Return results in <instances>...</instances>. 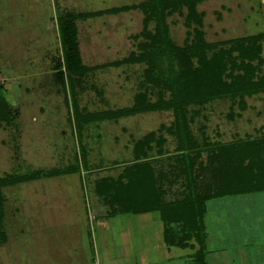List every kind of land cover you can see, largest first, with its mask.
<instances>
[{"label": "rangeland", "instance_id": "1", "mask_svg": "<svg viewBox=\"0 0 264 264\" xmlns=\"http://www.w3.org/2000/svg\"><path fill=\"white\" fill-rule=\"evenodd\" d=\"M143 1L150 0H0V95L12 111L7 121H0V177L44 173L0 188L7 234L0 245V264H108L113 258L124 264L123 258L168 255L169 248L160 239L165 223L157 212L142 217L126 214V224L119 226L124 230L116 237L112 229L102 231L97 223L103 217L97 216L108 207L94 192V182L121 172L133 162L136 142L155 132L166 140L164 157L160 158L159 146L153 143L149 158L157 160L154 165L164 173L166 201L183 198L187 193L183 179L173 180L184 167L178 163L181 153L175 151L176 139L167 129L174 120L173 109L81 121L87 112L131 107L138 93L157 91L145 80V63L109 64L139 52V43L145 40L138 34L143 29L144 10L104 12L76 20L81 61L90 69L72 76L75 96L61 76L63 72L64 78H70L59 41L60 13L107 10ZM196 9L201 25H187V5L167 11L165 22L173 42L181 46L191 42L196 29L203 31L205 41L216 45L207 49L208 57L221 47L230 48L233 39L264 33V0H202ZM155 26L153 19L149 29ZM261 44L264 60V39ZM199 59L200 51L192 56L194 66ZM162 64L167 66L168 61ZM261 70L264 74V62ZM73 98L80 112L74 111ZM246 99L245 110L227 98L187 106L189 113L195 112L191 129L198 143L230 142L264 132V91ZM70 168L77 171L53 173ZM245 198H254L251 206L263 220L264 194ZM218 202H226L225 210L232 205V216L238 213L229 199ZM251 206L235 207L246 211ZM229 227L237 228L234 223ZM262 229L258 241L264 239ZM228 241L234 250L237 242L233 237ZM171 250L180 255L190 248ZM230 255L234 258L233 251Z\"/></svg>", "mask_w": 264, "mask_h": 264}, {"label": "trees", "instance_id": "2", "mask_svg": "<svg viewBox=\"0 0 264 264\" xmlns=\"http://www.w3.org/2000/svg\"><path fill=\"white\" fill-rule=\"evenodd\" d=\"M57 1V0H56ZM202 0H150L140 4L113 7L83 13H60L58 19L63 63L70 72L68 81L70 91H74L73 77L84 74L89 67L84 66L78 48L76 20L95 17L104 12L119 13L125 10L141 8L144 10L143 29L139 37L145 40L139 43V52L132 51L128 56L110 65L123 62H143L147 65L144 77L157 91L138 93L136 103L131 107L104 112H87L81 121L104 118H119L140 112L173 109L174 120L167 127L176 139V152H180L178 163L183 170L173 178L182 179L187 193L183 198L166 201L165 176L154 165L149 152L154 150L153 143L159 146L158 154L164 157L162 147L166 140L156 137L155 132L146 134L138 140L134 148V160L117 175L102 176L94 182V192L107 206V215L143 214L157 212L165 223L164 240L168 245L193 247L194 264H208V245L206 231V213L209 202L217 198L232 195L249 194L264 190V132L247 134L230 142L206 141L204 146L198 143L192 132L195 112L189 113L187 106H202L213 100L230 99L241 110L248 106L246 97L264 91V74L261 56L264 33L239 37L230 41V48L221 47L211 57L207 49L216 47L205 41L204 33L196 29V35L184 46L175 44L165 20L167 11L187 5L189 14L187 25L202 24L196 4ZM156 21L155 29H149L151 20ZM199 65L194 66L193 54L199 53ZM235 53V54H234ZM168 61V65L161 62ZM175 64L177 66H175ZM180 69V70H179ZM73 76V77H72ZM67 86V85H66ZM170 92V96H167ZM150 94V95H149ZM74 96V94H73ZM74 111H79L73 98ZM11 108L4 95H0V121L11 115ZM193 117V118H192ZM233 118V114L230 113ZM79 121V124H81ZM76 168L55 171V174L76 172ZM43 172L30 174H9L0 177V188L24 180L35 179ZM173 182V181H172ZM0 192V245L7 240L3 228L5 207Z\"/></svg>", "mask_w": 264, "mask_h": 264}, {"label": "crops", "instance_id": "3", "mask_svg": "<svg viewBox=\"0 0 264 264\" xmlns=\"http://www.w3.org/2000/svg\"><path fill=\"white\" fill-rule=\"evenodd\" d=\"M73 94H75V92H73ZM76 108H79L77 101ZM82 108H80V110H82ZM259 194H264V190L249 194L232 195L223 198H217L209 202V207L205 219L208 245V264H264V239L258 241V236L260 234L259 229L262 227V230L264 231V219H259V217H262L263 215L258 213L257 210L251 206L254 204V198H245L248 196ZM226 199L232 201V204L237 207L246 205L248 207L251 206V210L248 209L244 211L243 208H236L233 205V209H236L238 213H235L236 215L233 214L232 216V208H230L232 205L227 210H225L224 208L226 206V202L224 204H219L220 202H218L226 201ZM241 201H243L244 203ZM212 202L213 205L215 204L213 208H211ZM101 213L102 212L98 213L99 216L97 217H103V220H100V222L97 223V226L103 229L102 231H104L105 229L106 233L107 231L109 233V229H112L115 237L118 236V234L124 230L119 226L126 224V214L108 216L107 209H105V213ZM150 213L155 212H147L143 214L147 215ZM143 214H141V217L143 216ZM144 221L145 220H143L142 222ZM231 223H234L237 228L229 227V224ZM163 229L165 230V227L162 228L160 239H162L164 245L169 248L167 256L163 258H159L158 256H156V258H123L124 264H194L192 258V254L194 252L193 247H179L174 245H168L164 240ZM218 230L221 231L222 238L219 237ZM227 231H229L230 233H227ZM232 237L233 240L237 242V246L234 250L232 248H229L231 247V242H229L228 240ZM172 247H179L183 249L190 248V251L182 252L180 253V255H178L176 252V254H172L170 252L172 251ZM232 251L234 258H232L230 255V252ZM107 260H109V258ZM112 260L113 261H107L108 264H120L119 258H113Z\"/></svg>", "mask_w": 264, "mask_h": 264}]
</instances>
